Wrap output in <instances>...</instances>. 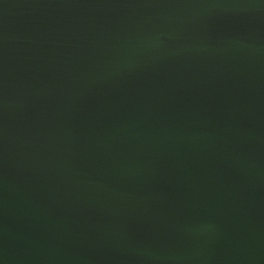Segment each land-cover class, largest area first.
<instances>
[{
    "label": "water",
    "instance_id": "1",
    "mask_svg": "<svg viewBox=\"0 0 264 264\" xmlns=\"http://www.w3.org/2000/svg\"><path fill=\"white\" fill-rule=\"evenodd\" d=\"M0 264H264V0H0Z\"/></svg>",
    "mask_w": 264,
    "mask_h": 264
}]
</instances>
